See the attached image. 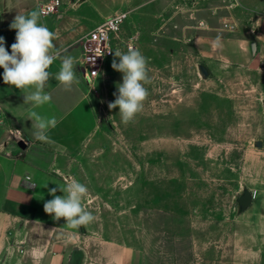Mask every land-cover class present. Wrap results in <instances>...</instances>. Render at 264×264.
Segmentation results:
<instances>
[{
  "label": "rangeland",
  "instance_id": "374dc122",
  "mask_svg": "<svg viewBox=\"0 0 264 264\" xmlns=\"http://www.w3.org/2000/svg\"><path fill=\"white\" fill-rule=\"evenodd\" d=\"M237 1L249 8L255 0ZM98 3L129 12L126 30L148 59L151 83L143 111L127 125L118 107L108 108L123 82L112 67L119 58L86 84L99 136L86 156L72 159V170L89 189L85 199H97L109 231L144 264H234L238 253L256 247V231L264 225L257 79L246 71L208 68L186 38L188 24L173 18L193 7L189 0ZM243 188L263 194L259 205L239 215Z\"/></svg>",
  "mask_w": 264,
  "mask_h": 264
},
{
  "label": "crops",
  "instance_id": "0c3cea01",
  "mask_svg": "<svg viewBox=\"0 0 264 264\" xmlns=\"http://www.w3.org/2000/svg\"><path fill=\"white\" fill-rule=\"evenodd\" d=\"M44 1H25L20 9V0H0V36L9 53L16 37V30L10 29L15 16L40 11ZM188 6L190 10L174 13L176 23L188 24L186 38L197 47L209 69L246 71L257 79L264 126V0L251 2L249 8L239 6L237 0H189ZM115 13L111 5L101 6L98 0H73L57 16H41L40 23L55 33L54 50L73 58L78 79L71 89H65L55 79L61 65L55 60L48 69L52 78L45 89L51 101L43 106L25 104V90L5 84L0 68V264H144L130 244L115 239L109 231L107 215L96 208L97 199H84L95 221L79 229L68 228L63 218L54 220L44 211V203L53 199L50 189L57 188L56 195L63 196L59 185L67 178L83 183L77 170H72V159L86 156L99 133L88 83L78 70V43ZM217 36L222 38L220 49L212 46ZM32 110L57 119V126L48 132L51 142L35 139L28 120ZM20 142H25V150L19 147ZM256 143L258 149L264 147V134ZM93 182L89 186L94 187ZM250 191L255 192L251 209L259 205L263 191ZM259 218L264 221V215ZM256 233V247L238 253L234 264H264V225Z\"/></svg>",
  "mask_w": 264,
  "mask_h": 264
},
{
  "label": "clouds",
  "instance_id": "9594fccd",
  "mask_svg": "<svg viewBox=\"0 0 264 264\" xmlns=\"http://www.w3.org/2000/svg\"><path fill=\"white\" fill-rule=\"evenodd\" d=\"M42 12L33 10L27 15L17 14L10 24L16 30L15 43L11 45V53L5 48V40L0 36V68H3V81L17 89L25 90L24 103L38 108L51 101V95L45 91L52 74L49 67L57 59L61 61L60 70L55 79L65 88L71 89L78 83L75 75L74 60L71 56L55 51L53 44L55 33L40 23ZM199 44V40L196 41ZM213 48L222 47V38L217 36L212 43ZM67 51V50H63ZM119 63L114 59L112 67L123 73L122 84L118 85L116 99L109 102L108 108H119L121 122L125 125L133 122L143 111L144 102L149 92L145 85L151 83L148 59L139 49L130 48L126 53L115 52ZM94 63V60H93ZM96 74L95 72H93ZM28 120L32 121L33 135L41 142H51L48 132L55 128L58 121L55 117H46L39 112H29ZM17 138L23 139L20 131ZM47 187V184L44 185ZM63 196L56 195L57 188L49 190L53 199L44 203V211L59 221L63 218L66 226L71 229L86 227L95 221V216L84 206V199L89 189L87 185L74 177L67 178L63 186L59 185Z\"/></svg>",
  "mask_w": 264,
  "mask_h": 264
},
{
  "label": "built area",
  "instance_id": "2783aa9c",
  "mask_svg": "<svg viewBox=\"0 0 264 264\" xmlns=\"http://www.w3.org/2000/svg\"><path fill=\"white\" fill-rule=\"evenodd\" d=\"M67 5L64 0H47L42 3L40 12L43 18L54 17ZM129 17L128 11H119L80 39L78 70L86 83H95L101 78L107 63L115 58L116 51L126 53L130 48L135 49L137 38L126 30Z\"/></svg>",
  "mask_w": 264,
  "mask_h": 264
},
{
  "label": "water",
  "instance_id": "95a60500",
  "mask_svg": "<svg viewBox=\"0 0 264 264\" xmlns=\"http://www.w3.org/2000/svg\"><path fill=\"white\" fill-rule=\"evenodd\" d=\"M19 147L25 150L27 146L25 142H20ZM253 199H254V194L249 189L243 188L241 194L236 199L237 213L240 215L245 211H247L251 207L253 203Z\"/></svg>",
  "mask_w": 264,
  "mask_h": 264
}]
</instances>
